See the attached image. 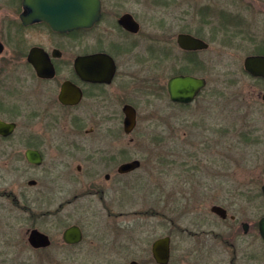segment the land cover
Masks as SVG:
<instances>
[{
    "label": "flooded vegetation",
    "instance_id": "af4514ba",
    "mask_svg": "<svg viewBox=\"0 0 264 264\" xmlns=\"http://www.w3.org/2000/svg\"><path fill=\"white\" fill-rule=\"evenodd\" d=\"M233 3L245 4L247 19L241 16L244 10H216L206 4L202 6L207 15L203 22H215L214 32L233 56L228 68L246 78L229 103L247 108L257 94L264 104V75H254L246 67L249 56H264V26L255 24L252 16L264 14V0ZM255 4L259 9H253ZM0 7L12 8L10 14H0V196L11 197L22 210L27 244L43 249L53 242L42 228L46 195L72 196L60 201L57 212L79 197L94 196L105 208L108 195H121L111 192L116 186L109 183L122 182L142 165L136 156L125 157L119 142L138 127L141 103L164 100L166 104V96L182 105L194 102L208 82L195 69L201 71V52L208 51L211 45L199 30L187 29L175 37L153 36L143 55L138 38L141 23L135 12L124 11L113 15L112 22H105L104 0L101 16L91 26L65 29L55 26L57 16L55 10L48 14L51 4L47 1L36 9L29 0H0ZM212 7L216 12L210 11ZM125 13L138 22L137 31L119 22ZM110 29L115 31L112 36ZM180 33L202 38L208 46L185 48L178 42ZM148 58L150 65L142 74L141 63L145 65ZM158 67L169 69L165 81ZM176 75L202 76L206 85L192 101H176L169 91V80ZM255 80L260 87L254 86ZM128 105L135 112L130 131L125 126ZM153 108L155 112L163 109L161 103ZM133 159H139L140 165L130 170L122 168L123 163ZM203 204L206 207L201 208V231H188L197 237L195 250L200 251L201 264H264V195H218L214 202ZM169 223L172 231V217ZM71 225L81 229L79 241L67 242L63 238L64 230ZM35 228L50 236L49 246L34 247L30 243L29 236ZM171 231L152 240L149 257L132 259L138 264H172ZM162 237L169 238L165 263H160L153 253L154 242ZM85 238L86 230L80 221L68 224L61 233V240L68 246H77Z\"/></svg>",
    "mask_w": 264,
    "mask_h": 264
},
{
    "label": "rangeland",
    "instance_id": "374dc122",
    "mask_svg": "<svg viewBox=\"0 0 264 264\" xmlns=\"http://www.w3.org/2000/svg\"><path fill=\"white\" fill-rule=\"evenodd\" d=\"M115 1L104 0L105 22L134 11L141 23L138 38L143 55L153 36L165 39L182 30H199L211 45L201 52V71L195 69L207 77V86L189 105L171 102L168 96L166 104L164 100L141 103L138 127L119 142L125 157L136 156L142 165L122 182L109 183L116 186L110 191L121 195H108L105 208L96 197L84 196L57 212L60 201L72 196L46 195L42 228L52 238L49 247L34 249L27 244L22 210L11 197L0 196V264H126L150 256L152 240L171 231V217L172 264H201L200 251L195 250L197 237L188 231H201L203 201L212 203L218 195H264V104L259 94L247 108L229 103L246 78L228 68L233 56L214 32L215 22H203L206 4L216 10H244L241 16L247 19L245 4L233 3L246 0H117V5ZM10 12L12 8L0 7L1 15ZM252 16L255 24L264 26V14ZM108 32L112 36L115 31ZM149 65V58L141 63L142 74ZM157 71L165 81L169 69ZM253 84L261 85L256 80ZM160 103L163 109L155 112L153 107ZM77 221L83 224L86 238L68 246L61 240L62 230Z\"/></svg>",
    "mask_w": 264,
    "mask_h": 264
},
{
    "label": "water",
    "instance_id": "95a60500",
    "mask_svg": "<svg viewBox=\"0 0 264 264\" xmlns=\"http://www.w3.org/2000/svg\"><path fill=\"white\" fill-rule=\"evenodd\" d=\"M46 1L51 4V10L48 14L53 13L55 10V14L57 16L55 26L60 29L70 28L73 26H91L101 16V0H29V3L37 9L38 7L40 8V6H42V4ZM46 9L49 8L47 7ZM119 22L132 31L138 30L139 24L130 13L123 14L119 18ZM178 42L185 48H205L208 46L207 41L189 33H180L178 36ZM246 67L254 75H264V56H249L246 59ZM205 85L206 79L202 76L176 75L169 80V91L172 99L176 101L189 102L194 99L197 92ZM126 113V131H130L135 124V112L133 108L128 105L126 107ZM139 165L140 160L133 159L123 163L122 168L130 170ZM261 188L264 194V184ZM213 208L215 209L216 206ZM81 234L79 226L71 225L64 230L63 238L67 242H76L81 239ZM29 240L34 247H47L51 244L50 236L36 228L31 231ZM153 253L160 263H165L169 253V238L162 237L157 239L153 244ZM126 264H138V262L135 259H132Z\"/></svg>",
    "mask_w": 264,
    "mask_h": 264
}]
</instances>
